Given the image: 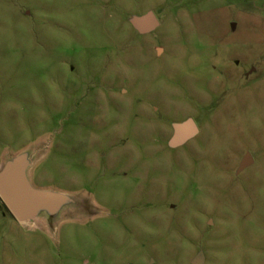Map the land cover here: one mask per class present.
Segmentation results:
<instances>
[{
	"label": "rangeland",
	"instance_id": "rangeland-1",
	"mask_svg": "<svg viewBox=\"0 0 264 264\" xmlns=\"http://www.w3.org/2000/svg\"><path fill=\"white\" fill-rule=\"evenodd\" d=\"M28 146L84 203L0 208L9 264H264V0H0V163Z\"/></svg>",
	"mask_w": 264,
	"mask_h": 264
},
{
	"label": "water",
	"instance_id": "water-1",
	"mask_svg": "<svg viewBox=\"0 0 264 264\" xmlns=\"http://www.w3.org/2000/svg\"><path fill=\"white\" fill-rule=\"evenodd\" d=\"M140 32L154 29L158 22L153 12L148 11L133 20ZM198 132L192 118L174 124L170 145L177 146ZM42 148L28 146L16 153L6 155L0 163V199L11 215L21 223L43 220L51 227L72 209H80L84 200L81 196L52 188L35 186L29 177V170L38 159ZM192 264H203L201 253Z\"/></svg>",
	"mask_w": 264,
	"mask_h": 264
},
{
	"label": "crops",
	"instance_id": "crops-1",
	"mask_svg": "<svg viewBox=\"0 0 264 264\" xmlns=\"http://www.w3.org/2000/svg\"><path fill=\"white\" fill-rule=\"evenodd\" d=\"M1 199H0V206H1ZM3 206H5V205H3ZM1 208V211H2V215L3 216H5L6 215V213L8 212L10 215H11V213L9 212V210L6 208V206H5V208H6V210L7 211H4V209H3V207L1 206L0 207ZM12 216V215H11ZM13 217V216H12ZM14 218V217H13ZM4 253V254H3ZM0 254H3L1 257H0V264H9V259H8V255H7V251L5 252H3L2 250H1V248H0ZM4 256V257H3Z\"/></svg>",
	"mask_w": 264,
	"mask_h": 264
}]
</instances>
